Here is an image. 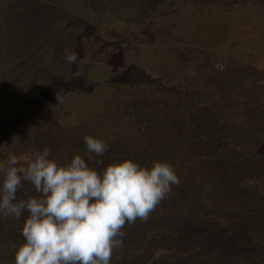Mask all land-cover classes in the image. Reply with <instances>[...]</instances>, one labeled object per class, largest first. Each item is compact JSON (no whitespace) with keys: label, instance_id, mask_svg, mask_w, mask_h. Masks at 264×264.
Here are the masks:
<instances>
[{"label":"trees","instance_id":"1","mask_svg":"<svg viewBox=\"0 0 264 264\" xmlns=\"http://www.w3.org/2000/svg\"><path fill=\"white\" fill-rule=\"evenodd\" d=\"M24 1L44 16L56 13L59 18L50 30L55 33L54 25L58 26L55 37L65 47L64 42L71 37L66 22L58 21L61 4L54 0ZM143 1L156 4L134 0L131 19L125 20L134 32L153 30L155 22H149L150 11ZM12 6V0H0V43L4 42L0 47V60L4 61L0 79H8L0 80V106L12 104L14 109L20 104L18 91L26 85L13 77L18 65L13 23L19 14ZM178 38L166 30L163 35H153L161 49L152 56H142L144 63L151 64L147 67L124 56L121 64L112 65L104 55L105 77L101 84L86 78L85 71L82 78L73 72L77 76L74 78L67 62L59 60L58 69L49 70L35 84L36 125L58 127L60 112L73 110L69 98L82 96L92 103L86 111L73 115L77 118L72 130L75 134H61L64 150L51 149L50 157L57 163L65 165L80 155L88 167L98 172L124 160L143 167H151L153 161L173 166L179 185L172 186L146 222L137 218L135 223L125 224L122 247L114 249L112 255L125 250L134 238L147 241L151 235L161 234L156 242L174 249L193 251L207 242L210 250L202 259L208 262L211 256H231L241 249L245 264H258L260 260L264 264V63L258 55L259 47L255 45L230 68L222 70L207 64L178 75L183 59L188 63L194 60L189 56L193 52L182 57L179 49H171L180 44ZM58 94H63L59 100ZM5 120L0 122V131H5L0 148L9 143V137L13 145L21 141L11 136L14 132L6 124L8 118ZM111 127L118 134L105 135L103 130ZM122 130L133 139L122 137ZM85 135L104 140L105 153L98 156L89 152ZM5 154L0 152L2 164L9 157ZM5 232L2 236L6 241L7 228ZM11 235L18 238V246L24 243L21 231ZM150 255L143 254L147 261ZM4 258L2 250L0 264Z\"/></svg>","mask_w":264,"mask_h":264},{"label":"rangeland","instance_id":"2","mask_svg":"<svg viewBox=\"0 0 264 264\" xmlns=\"http://www.w3.org/2000/svg\"><path fill=\"white\" fill-rule=\"evenodd\" d=\"M12 1L13 12L19 14L13 23L17 45L14 57L18 63L13 77H16L17 82L26 85V89L22 88L18 91L19 107L12 109L13 105L7 103L0 106V122L8 118L6 124L14 132L11 136L13 134L16 139H21L23 145L20 144L21 141L19 143L15 141L13 145L9 137V143L3 145L0 152L25 158L22 163H25L35 150L42 151L45 146L50 149L64 150L65 145L62 143L61 134L62 136L75 134L72 130L75 129L74 122L77 118L73 115L86 111L87 106L92 103L82 96L69 98L73 110L60 112L58 127L36 125L35 84L49 70H57L59 60L65 62L63 58L65 49L77 53L82 60L78 66L67 63L66 67L71 69L70 74L79 73L77 76L82 78L85 71L86 78L90 77L94 84H101V79L105 77L104 55L112 65L121 64L124 57L125 60L127 58L139 65H146V67L151 65L144 63L142 56L144 54L152 56L155 51H160L161 46L158 41L156 45L152 38L159 33L163 35L164 30L179 37L177 41L180 44L173 46L172 50L177 52L179 49V55L182 57L193 52L189 55L190 59H194L193 63L183 59V69L178 75H183L187 69H197V67L208 65L222 70L230 68L242 55L251 52L255 45L259 47L258 55H262L261 62L264 63V0H196V2L150 0L152 3H161L159 6L143 1L145 8L150 11L149 22L150 20L155 22L150 32H134V28H127L125 20L131 19L134 0H54L61 4H58L57 14H60L58 21L66 22L65 25L67 24L71 37L64 42L66 48L57 42L58 38L55 37L58 26L54 25L55 33L50 30L59 18L56 17V13H52L51 16L45 15L49 16L47 18L39 13L40 9L35 8L33 11L34 6L25 3L24 0ZM21 14L24 15L23 19ZM77 39L79 42L76 41ZM1 43L0 47L3 48L4 42ZM56 49H58L57 52H55ZM1 57L0 53V59ZM3 62L0 60V68L4 66ZM75 75L74 78L77 77ZM0 80L2 82L8 79ZM66 100L68 101V98ZM64 113L67 115L64 116ZM4 132L0 131V140H3ZM103 133L111 136L118 134V131L111 127L103 130ZM125 133L122 130L121 136L133 139L129 133L126 135ZM52 138L56 141H52ZM30 195H35V189L25 181L23 187L17 191V201L27 199ZM26 217L27 213L22 216L24 219L19 220L0 215V251L5 250L3 264H14L15 253L19 246L16 240L18 238H13L11 233L17 230L22 232ZM6 228L9 237H6L5 241L2 235L6 233ZM160 236L161 234H156L152 238L151 235V239L147 241H145L146 238H134L133 242L127 244L128 246L124 245L125 250L112 255L110 264H245L246 262L242 260L241 254L245 253L241 249L240 252H235L231 256H225L224 253L221 256L220 254L211 256L208 262L207 259L206 261L202 259L210 250L207 248V242L199 244L193 251L177 247L175 250L163 247L160 242H156ZM150 252L151 255L147 261L143 254ZM258 264H263L262 260Z\"/></svg>","mask_w":264,"mask_h":264},{"label":"clouds","instance_id":"3","mask_svg":"<svg viewBox=\"0 0 264 264\" xmlns=\"http://www.w3.org/2000/svg\"><path fill=\"white\" fill-rule=\"evenodd\" d=\"M64 60H82L70 49ZM79 75V73H77ZM63 94H58L59 100ZM89 152L103 155L104 140L83 137ZM51 149L25 158L9 155L0 164V215L19 220L24 243L14 264H110L114 249L122 247L123 228L149 214L180 181L172 165L153 161L143 167L132 160L109 164L103 171L88 167L80 155L65 165L50 158ZM37 195L17 201L23 182Z\"/></svg>","mask_w":264,"mask_h":264}]
</instances>
